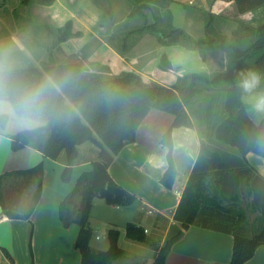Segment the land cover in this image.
Listing matches in <instances>:
<instances>
[{
	"label": "crops",
	"instance_id": "crops-1",
	"mask_svg": "<svg viewBox=\"0 0 264 264\" xmlns=\"http://www.w3.org/2000/svg\"><path fill=\"white\" fill-rule=\"evenodd\" d=\"M110 2L112 17L109 19L112 24L107 26L104 23L99 24L100 11L93 0H54L47 6H41L38 2L40 6L37 7H42L40 12H45L48 16L46 25L42 21L37 22L39 11H35L36 15H34L32 9L35 6L30 7V2H25L23 11L27 13V22H37L42 28L45 26L50 30L61 28L60 25H56L59 24L60 12L70 13L67 21L72 20L74 31L81 32L82 36L74 37L69 41V52H73L72 49L77 51L88 40L97 38L98 48L91 53L90 51L82 52V57L89 61L99 53L105 59L108 58V66L113 74L120 73V70L135 71L149 81L171 85L176 83L179 77L192 72L213 76L226 71L225 67L224 70L214 71V62L220 53L224 57L227 56L224 51L207 47L208 54L203 58L199 50H189L181 42L166 45L151 34H146L150 38L141 40L132 39L131 41L128 37L130 41H126L121 52L114 50L107 41L110 39L117 44L120 37L125 34L127 36V32L132 31L129 25L134 19L121 18L123 11L127 13V16L131 15V11L123 1L110 0ZM137 2L139 5H147L156 15L158 30L181 31L197 41L208 39L207 25L211 22L212 34L218 33L232 39L241 47H247L253 38L242 27L257 28L264 23V4L241 13L235 0H138ZM161 2L165 5L162 6ZM3 7L11 8V1L1 0L0 8ZM119 14L120 18H118ZM4 19V16H0V46L6 45L3 40L6 30L9 31L11 39H16L15 42L36 46L31 34L21 33L18 37L15 32H12L13 26L10 19H7V24L2 21ZM95 27L102 31V37L109 39L99 37L94 31ZM33 29L34 26L29 27V30ZM144 41H150L153 48L141 49L140 47L145 46ZM101 45L109 49L110 57L102 51ZM161 57L166 58L163 63L166 65L163 67L160 66ZM254 96L255 93L243 98L248 107ZM248 113L257 125L264 120V115L249 110ZM173 121L172 114L152 109L138 127L135 142L126 145L114 157L108 169L115 182L137 197L134 203L136 205L130 207L132 208L130 214L135 215L132 223L145 229L150 244H155L156 239L160 238V242L155 244L157 248H161L181 229V222L175 219V213L201 149V138L196 129L188 127L173 129V159L178 176L172 189L166 188L161 183V179L169 166L168 148L161 140ZM16 134L18 133L0 131V175L15 171H30L42 164V195L30 218H25L33 204L37 189L35 175H16L4 185L0 201V264H81V255L76 248L79 225L74 222L68 227L63 225L60 218V205L74 190L78 178L84 172L93 169V162L98 158L99 148L90 142L80 146V158L73 167L71 180L64 182L62 173L66 164L63 156L61 155L58 160L45 158L41 151L31 146L14 150L12 136ZM220 147L230 152L231 158H233L232 155L240 158L234 147L226 145ZM243 162L245 169L264 177V157L249 152ZM256 188L254 185L248 186L244 181L240 187V209L238 212L232 210L240 220L238 231L245 236H252L264 227V210L255 201V194H253L258 191V194L263 197L264 184ZM110 207L113 206L109 204L102 207L97 217L92 210L91 226L94 221L108 224L114 222L116 224L113 225L118 229L120 225L118 220L109 217L111 209L108 208ZM145 214L148 218H145ZM233 244L234 235L231 233L192 225L172 245L167 256V264H230ZM245 264H264V245L260 246L254 257Z\"/></svg>",
	"mask_w": 264,
	"mask_h": 264
},
{
	"label": "trees",
	"instance_id": "trees-1",
	"mask_svg": "<svg viewBox=\"0 0 264 264\" xmlns=\"http://www.w3.org/2000/svg\"><path fill=\"white\" fill-rule=\"evenodd\" d=\"M132 1L136 11L131 14L143 15L144 10L150 11L147 5ZM42 2L50 5L54 0ZM235 2L241 13L264 4V0ZM106 13L112 17L110 10ZM210 23L207 25V40L197 41L181 32V43L189 50H199L201 56L202 50L207 47L229 54V69L213 76L192 72L179 77L176 83L162 85L149 81L135 71L106 79L99 75L100 72H87L79 62H58L43 68L25 67L29 74L35 76L72 69L80 77V91L63 98L64 104L76 114L72 122L66 125L52 124L40 136L18 133L12 136V148L19 150L31 146L41 151L45 158L52 160H58L65 153L66 166L62 173L64 182L71 180L73 167L80 158V146L90 142L99 148L93 169L78 178L76 187L60 205L63 225L68 227L73 222L79 225L76 248L81 255V264H112L124 254L120 246L122 232L117 228H110L107 232V250L98 251L92 247L94 230L90 222L91 211L96 198H103L110 205H129L137 199L113 180L108 169L114 157L126 145L135 142L138 127L152 109L174 116L173 123L161 140L168 148L169 166L161 179L166 188L172 189L178 176L173 159V129L193 128L201 138L197 161L175 213V219L181 222V229L161 248H157L153 264H167L172 245L192 225L234 235L230 264H245L264 245V227L252 236L241 234L238 231L239 217L227 204L231 199L241 197L240 187L244 181L255 188L264 184V177L251 173L243 166V159L249 152L264 157V146H261L264 145V120L259 125L253 122L248 113L249 107L243 101L249 94L243 93L238 87L240 74L244 71L247 60L253 59L251 68L262 76L261 87L256 91L264 90V23L257 28L242 27L253 38L247 47H241L232 39L218 33L212 34ZM57 31L60 32L61 41L82 34L74 31L72 20L67 21ZM173 32L161 35L157 22L154 21L131 33H149L169 45L166 39ZM128 37L124 38L123 47ZM105 95L107 98H103ZM221 145L234 147L240 158L233 155L231 158V153L222 149ZM23 174H33L36 177L37 189L33 204L24 216L30 218L42 195V164L30 171L0 175V201L6 182ZM253 194L255 201L264 210V196L259 195L258 191ZM125 236L138 243L147 241L145 229L131 222L125 227Z\"/></svg>",
	"mask_w": 264,
	"mask_h": 264
},
{
	"label": "rangeland",
	"instance_id": "rangeland-1",
	"mask_svg": "<svg viewBox=\"0 0 264 264\" xmlns=\"http://www.w3.org/2000/svg\"><path fill=\"white\" fill-rule=\"evenodd\" d=\"M1 1V0H0ZM5 1V0H2ZM11 1V8H6L3 7L2 9L0 8V16L3 17L4 16V20L5 23L7 24L8 20L10 19L11 25L12 27V32H15L17 35L19 34H31L34 38V43L36 46L31 45L30 43H21L19 44V42H15L16 39H11V35L9 33L8 30L5 31V36L4 39L5 40V46H12L17 55L19 56V58L21 59V61L24 63L25 67L27 66H36L39 68H43L44 66L50 65V64H54V63H66V62H79L83 65V67L87 70V72H100L99 75L103 78L106 79H111V78H115V77H120L122 75H124L126 72H122V70H120V73L117 74H113L111 72V69H109L108 63L109 60L108 58L105 59L104 56L98 55L97 56H93L91 60L86 61L83 57H82V52L85 53L86 51H90L89 53H91V51L96 50L98 48V39L94 38L92 40H88L87 43H84L83 46L81 45V49H78L77 51L75 49H72L73 52H69V41L71 39H73L74 37L66 40V41H61L60 40V32H58L56 29L54 28V30H50L47 27H41V25H39V23L37 22H41L44 23L46 25L47 21H48V16L46 15L45 12H40V8L42 7H37L40 6L39 4H41V6H47L48 4H44L42 2V0H8ZM21 1V2H20ZM109 1V2H108ZM115 2V0H113ZM118 1V0H117ZM123 1L125 3V5L129 8V10L131 12L136 11L134 10V2L132 0H120ZM138 0H136L137 2ZM25 2H30V7L33 8V6H35V8L37 7V9L33 8L32 12L35 14V11H39V13L37 14V22L34 21H28L27 22V13L25 14L23 11V7L25 5ZM39 2V4H38ZM94 4L97 5V7H99V11H100V17H99V24L100 23H104L106 26L107 25H111L110 24V19H109V13L107 14L106 12L109 11L111 9L110 6V0H93ZM112 2V3H114ZM162 3V2H161ZM163 4V5H162ZM161 5L164 6L165 3L163 2ZM34 10V11H33ZM3 14V15H2ZM121 18L123 19V17H128L129 19H134V21L129 25L130 29L132 31H135L137 29H140L142 27H144L147 24H151L154 21L157 22V17L156 15L153 14V12L150 10H144L143 11V15H140L138 13L136 14H131L130 16H127L126 12H122L121 13ZM43 17V18H42ZM70 17V13L63 11L60 12L58 14V21L59 24L56 25H60L61 27L63 26L64 22H66ZM118 18H120V14L118 15ZM170 21V20H168ZM32 25H30V23ZM34 22V23H33ZM29 23V24H28ZM172 23V22H171ZM101 25V24H100ZM33 27V30H29V27ZM64 27V26H63ZM20 30H22L20 32ZM94 31L97 33V35L99 37L103 36L102 31L98 30L96 27L94 28ZM132 31H130L129 33L127 32V36H129V38L131 39H137V40H141L144 38H150L149 33H144V34H139V33H131ZM175 32V31H174ZM173 32V33H174ZM172 33L171 30L168 31H164V30H160V34H170ZM18 35V37H19ZM82 36V35H81ZM80 37V36H79ZM77 38V37H75ZM104 39H109L107 37H102ZM124 38H126V34L122 37H120L119 42L117 44H114L110 39L108 42V44L114 49L117 50L119 52L122 51V47L125 44L124 42ZM128 41H130L128 39ZM72 43V42H71ZM130 43V42H129ZM143 45H145L144 47H140L142 48H153V45L151 44V42H143ZM102 51L108 56H111L110 51H108L105 47H103V45H101ZM220 51V50H218ZM203 55L206 57L208 54L207 48H204L202 50ZM90 55V54H89ZM202 55V56H203ZM226 57H224L223 54L220 53V55L218 56L217 60L214 62V71L218 72L220 70H224V67L226 70L229 69V54L226 53ZM88 57H86L87 59ZM85 61H84V60ZM162 59V57H161ZM166 59V58H165ZM165 59L163 58L161 61L160 66L163 67L166 64H163ZM226 61V62H225ZM253 64V59H249L247 60L246 64H245V69L242 73H247V71L249 70H253L252 67ZM163 70V68H161ZM169 67V66H168ZM63 158L65 159V153L62 154ZM137 200V199H136ZM136 200L129 205H110L113 207H110L108 209H111L110 213L111 215L108 216L112 219H117L118 223L120 224L118 227V229L122 230V234H124L121 237L120 240V246L121 248L124 250V254L121 258L115 260L112 264H135L137 262H140L142 264H153L155 256L157 254V246L155 244H157V242H160V238H157L155 241V244H150L148 242V240L145 243H138L132 240H129L126 238L125 236V227L128 223H132L134 221L135 215H131L130 214V210H132L133 205L136 202ZM240 198H236V199H231V201H228V206L231 208V210H234L235 212H238L240 209ZM106 205H109L105 199L103 198H96L93 202V207L92 210L95 213V217L98 216V214L101 212V208L102 207H106ZM118 206V207H117ZM238 206V207H237ZM92 213V211H91ZM145 218L147 217V214H145ZM148 223V220H146ZM93 227L94 228V237L93 240L91 242L92 247L95 250H107L109 248V240H108V236H107V232L110 228H117L115 227L116 224L114 222H110L111 224H108L106 222H102V221H94L93 222ZM117 226V225H116ZM97 236L100 237L99 240H97Z\"/></svg>",
	"mask_w": 264,
	"mask_h": 264
},
{
	"label": "clouds",
	"instance_id": "clouds-1",
	"mask_svg": "<svg viewBox=\"0 0 264 264\" xmlns=\"http://www.w3.org/2000/svg\"><path fill=\"white\" fill-rule=\"evenodd\" d=\"M240 75L242 92L255 93L248 110L264 115V90L256 91L261 87V74L249 70ZM80 88V77L74 70L31 75L12 46H0V131L40 136L52 124L71 123L76 114L63 98L77 94Z\"/></svg>",
	"mask_w": 264,
	"mask_h": 264
},
{
	"label": "water",
	"instance_id": "water-1",
	"mask_svg": "<svg viewBox=\"0 0 264 264\" xmlns=\"http://www.w3.org/2000/svg\"><path fill=\"white\" fill-rule=\"evenodd\" d=\"M182 40L181 31L174 32L170 37L166 39V41L170 44H179Z\"/></svg>",
	"mask_w": 264,
	"mask_h": 264
},
{
	"label": "built area",
	"instance_id": "built-area-1",
	"mask_svg": "<svg viewBox=\"0 0 264 264\" xmlns=\"http://www.w3.org/2000/svg\"><path fill=\"white\" fill-rule=\"evenodd\" d=\"M97 239H100V237H97Z\"/></svg>",
	"mask_w": 264,
	"mask_h": 264
}]
</instances>
